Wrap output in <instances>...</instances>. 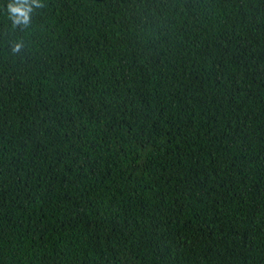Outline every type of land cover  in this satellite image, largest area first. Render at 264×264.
I'll return each instance as SVG.
<instances>
[{"label":"trees","instance_id":"trees-1","mask_svg":"<svg viewBox=\"0 0 264 264\" xmlns=\"http://www.w3.org/2000/svg\"><path fill=\"white\" fill-rule=\"evenodd\" d=\"M8 2L0 264H264V0Z\"/></svg>","mask_w":264,"mask_h":264},{"label":"clouds","instance_id":"clouds-1","mask_svg":"<svg viewBox=\"0 0 264 264\" xmlns=\"http://www.w3.org/2000/svg\"><path fill=\"white\" fill-rule=\"evenodd\" d=\"M43 7L41 0H9L5 10L13 27L27 28L31 24L34 10ZM22 47L23 43L17 42L11 50L13 53H19Z\"/></svg>","mask_w":264,"mask_h":264}]
</instances>
